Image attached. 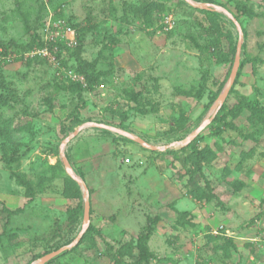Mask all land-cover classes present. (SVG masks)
<instances>
[{"label":"rangeland","instance_id":"374dc122","mask_svg":"<svg viewBox=\"0 0 264 264\" xmlns=\"http://www.w3.org/2000/svg\"><path fill=\"white\" fill-rule=\"evenodd\" d=\"M191 1L0 0V264H264V0Z\"/></svg>","mask_w":264,"mask_h":264},{"label":"trees","instance_id":"16d2710c","mask_svg":"<svg viewBox=\"0 0 264 264\" xmlns=\"http://www.w3.org/2000/svg\"><path fill=\"white\" fill-rule=\"evenodd\" d=\"M206 2L208 3H214L213 0H206ZM209 14L214 15V12H212L211 10H209ZM213 32L220 34L221 31L219 30L218 26H213ZM2 47V42L0 41V48ZM234 54H235V45L230 49V51L228 53H224V58L223 60L225 61H232L234 59ZM242 62L239 63V69L242 67ZM239 72L237 71L236 73V77H238ZM86 77H87V83L90 87V85L93 84L94 81L97 80L98 76L94 75L93 73H86ZM236 83V80L233 82V85ZM232 85V86H233ZM222 87H219L211 96L209 102L210 104H212L218 97L219 93L221 92ZM243 109L246 110H251V111H260L262 108H259L256 105H253L250 102H247L245 100H241L240 102H238L237 104H234L231 108L227 109V106L225 105V103L223 102L221 104V107L218 110L219 112H223L227 110V113L231 116V117H236L239 112ZM217 117H214V120H216ZM78 175L83 178V172L82 171H77ZM21 184L25 187V189L28 192H31V187L29 185V183L22 177L18 176ZM65 188L67 189L68 186H70L71 184H75V182L70 179L69 177L65 179ZM191 180V179H190ZM10 213H12L11 210H8L7 214L9 215ZM180 213H185V212H180ZM182 215V214H181ZM159 220L158 216H155L153 218H148V223L143 227V229L140 231V233L137 235L136 238V244L135 247L138 251V255H137V259L139 261H148V259L152 256L149 248H148V240L151 236V233L153 231V225L157 223V221ZM179 223L183 224L182 219L178 220ZM186 223H190V222H186ZM96 231L95 227L92 224H88L86 231H85V235L87 234H91V232ZM60 248V247H59ZM58 248H56L55 250H57ZM66 251V250H65ZM65 251H62L61 253L55 255L54 257L50 258L47 262H51L54 258H56L57 256L61 255L62 253H64ZM48 252H46L44 255L48 254ZM43 256L39 255V258Z\"/></svg>","mask_w":264,"mask_h":264},{"label":"water","instance_id":"95a60500","mask_svg":"<svg viewBox=\"0 0 264 264\" xmlns=\"http://www.w3.org/2000/svg\"><path fill=\"white\" fill-rule=\"evenodd\" d=\"M188 2L192 5H196V3H194L193 1L191 0H188ZM233 18V17H232ZM233 20H235V18H233ZM238 30H239V36H238V40H237V46H236V51H235V57H234V66H233V70H232V73L230 75V78L228 80V82L225 84L219 98L217 99L216 103H215V106H213V108L211 109L210 113H215V111L217 110V108L222 104L225 96L227 95L228 91H229V88L230 86L232 85L233 83V80H234V77L236 75V70H237V66L239 64V51H240V46H241V36H240V27L238 25ZM79 131V129L75 130L73 134H76L77 132ZM72 134V135H73ZM71 135V136H72ZM133 138V137H132ZM135 140L137 142H139L140 144H144V142L140 139V138H137V137H134ZM68 139V138H67ZM67 139L64 140V142L67 141ZM61 160L64 164V166L67 168L69 174L79 183L80 187L82 188V190H85V183L84 181L77 177L75 175V173L73 171H70V167L68 165V162H67V159H66V156L65 154L63 153V151H61ZM88 209H89V201H88V197L87 195H85V199H84V220H85V223L86 225H88ZM68 248V246H62L60 248H58L57 250H54L50 253H48L44 258H43V261H47L49 260L50 258L54 257L55 255L61 253L62 251H65L66 249ZM39 264V263H38Z\"/></svg>","mask_w":264,"mask_h":264},{"label":"built area","instance_id":"2783aa9c","mask_svg":"<svg viewBox=\"0 0 264 264\" xmlns=\"http://www.w3.org/2000/svg\"><path fill=\"white\" fill-rule=\"evenodd\" d=\"M47 26L45 27V32H46V35H47ZM57 35H59V33H57ZM56 36V35H55ZM64 38H63V42L69 46H72L74 44V35L72 33V31L70 30V28L66 29L65 32H64V35H62ZM58 37V36H57ZM44 52H46V49H44Z\"/></svg>","mask_w":264,"mask_h":264},{"label":"bare ground","instance_id":"6f19581e","mask_svg":"<svg viewBox=\"0 0 264 264\" xmlns=\"http://www.w3.org/2000/svg\"><path fill=\"white\" fill-rule=\"evenodd\" d=\"M69 170H70V171H72V169H71V168H70Z\"/></svg>","mask_w":264,"mask_h":264}]
</instances>
